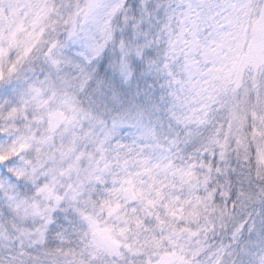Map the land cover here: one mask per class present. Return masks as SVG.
<instances>
[{
  "label": "snow or ice",
  "instance_id": "obj_1",
  "mask_svg": "<svg viewBox=\"0 0 264 264\" xmlns=\"http://www.w3.org/2000/svg\"><path fill=\"white\" fill-rule=\"evenodd\" d=\"M0 264H264V0H0Z\"/></svg>",
  "mask_w": 264,
  "mask_h": 264
},
{
  "label": "clouds",
  "instance_id": "obj_2",
  "mask_svg": "<svg viewBox=\"0 0 264 264\" xmlns=\"http://www.w3.org/2000/svg\"><path fill=\"white\" fill-rule=\"evenodd\" d=\"M256 190L259 191V187H257ZM238 207H239V205H238ZM244 210H245L247 213H253V212H255V213H259L260 210H261V208H260V201L257 200V201H255L254 204L250 203V204H249Z\"/></svg>",
  "mask_w": 264,
  "mask_h": 264
}]
</instances>
